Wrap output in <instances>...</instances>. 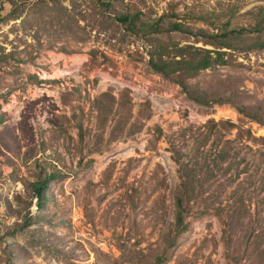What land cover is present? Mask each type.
Segmentation results:
<instances>
[{
    "label": "rangeland",
    "instance_id": "rangeland-1",
    "mask_svg": "<svg viewBox=\"0 0 264 264\" xmlns=\"http://www.w3.org/2000/svg\"><path fill=\"white\" fill-rule=\"evenodd\" d=\"M0 264H264V0H0Z\"/></svg>",
    "mask_w": 264,
    "mask_h": 264
},
{
    "label": "trees",
    "instance_id": "trees-1",
    "mask_svg": "<svg viewBox=\"0 0 264 264\" xmlns=\"http://www.w3.org/2000/svg\"><path fill=\"white\" fill-rule=\"evenodd\" d=\"M121 22L124 24H127L128 26H131L134 23V20L129 16H121L118 18ZM154 28L149 27L150 29H153L154 33H161V32H182V33H188L190 32L187 28H184L180 24H172L170 27H168L166 30H163L164 28L158 26V24L153 25ZM230 34H226L224 37H227V42L225 41L224 44L229 47L230 43L228 42V37ZM209 38H212L213 40H216L215 35H209ZM230 48V47H229ZM167 54L172 53L173 58L179 57L180 59L175 60L173 59L171 62L163 60L161 57L157 59L156 61H150V66L157 72L161 73L165 77H169L171 74L178 73V76L181 78L184 76L185 79L193 77L196 73L207 70L213 65H224V61H222L220 57V53L214 52V51H205V54H200V56L195 59L194 54H190L188 52V49L179 47L177 45H172L170 49H166ZM212 54L215 55V57H212ZM178 83L183 88V92L188 94L189 97L199 103L202 104H209V102L205 99L204 96H201L195 92L189 91L187 89L186 84H184L182 79H179ZM219 103V101H212ZM255 116V115H254ZM253 120H255L257 123H260V120L258 117H251ZM259 120V121H258ZM223 124H228L229 127H234L232 123L225 122ZM35 198L37 200H40V194L45 188V181L42 180L41 182L36 183L35 185ZM182 200L177 197L176 199V213H175V225L178 231H182L184 229L183 227V217H182V206H181Z\"/></svg>",
    "mask_w": 264,
    "mask_h": 264
}]
</instances>
